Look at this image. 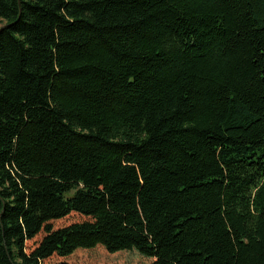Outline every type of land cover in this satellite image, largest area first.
<instances>
[{
	"label": "trees",
	"instance_id": "1",
	"mask_svg": "<svg viewBox=\"0 0 264 264\" xmlns=\"http://www.w3.org/2000/svg\"><path fill=\"white\" fill-rule=\"evenodd\" d=\"M53 256L264 264V0H0V264Z\"/></svg>",
	"mask_w": 264,
	"mask_h": 264
},
{
	"label": "rangeland",
	"instance_id": "2",
	"mask_svg": "<svg viewBox=\"0 0 264 264\" xmlns=\"http://www.w3.org/2000/svg\"><path fill=\"white\" fill-rule=\"evenodd\" d=\"M82 220H83V218L81 216H79L77 214H70L69 216H67L64 219L51 222V226L53 228H57V227L66 226V225H68L70 223L79 222V221H82ZM43 235H44L43 233H40L33 240L28 241L27 244H26L27 248L28 249L33 248L34 245H36L40 241V239L43 237ZM76 260H78L77 262H81V263L89 261L87 259L79 258V257H77ZM58 261H60V259L55 257V256H53V257H51L49 259L44 260L41 264H56Z\"/></svg>",
	"mask_w": 264,
	"mask_h": 264
}]
</instances>
